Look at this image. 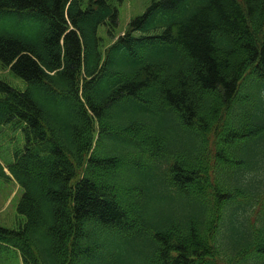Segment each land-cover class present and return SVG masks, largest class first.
<instances>
[{"label":"trees","instance_id":"16d2710c","mask_svg":"<svg viewBox=\"0 0 264 264\" xmlns=\"http://www.w3.org/2000/svg\"><path fill=\"white\" fill-rule=\"evenodd\" d=\"M0 0V264H264V0ZM21 133V135H20ZM8 173L6 172V170Z\"/></svg>","mask_w":264,"mask_h":264},{"label":"rangeland","instance_id":"374dc122","mask_svg":"<svg viewBox=\"0 0 264 264\" xmlns=\"http://www.w3.org/2000/svg\"><path fill=\"white\" fill-rule=\"evenodd\" d=\"M117 9H118V25L115 29L114 39L108 38L105 32V27L101 26L98 30V34L103 40V49H107L119 36L125 33L128 30L129 21L136 15L141 14L146 6L149 4L150 0H111ZM0 79L7 82L11 86L24 90L26 87V82L15 76L10 70L2 69L0 65ZM13 134L17 137V133L11 130L10 126L1 125L0 126V144L10 146L14 148V140L5 142L7 137H11ZM21 135V133H20ZM0 162L5 165V159L0 155ZM21 194V189L14 180L4 179L0 177V225L8 228H17L19 226L20 220H23L24 217L19 215L17 212L16 206ZM4 264H17L16 259L5 258ZM19 264H22L19 261Z\"/></svg>","mask_w":264,"mask_h":264}]
</instances>
